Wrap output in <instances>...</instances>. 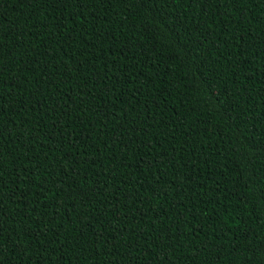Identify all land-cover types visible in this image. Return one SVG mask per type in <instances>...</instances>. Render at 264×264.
<instances>
[{"label":"trees","instance_id":"1","mask_svg":"<svg viewBox=\"0 0 264 264\" xmlns=\"http://www.w3.org/2000/svg\"><path fill=\"white\" fill-rule=\"evenodd\" d=\"M0 264H264V0H0Z\"/></svg>","mask_w":264,"mask_h":264}]
</instances>
